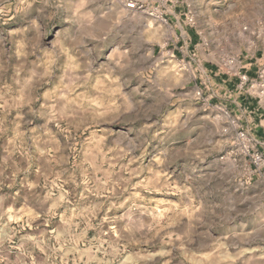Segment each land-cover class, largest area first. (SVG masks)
Instances as JSON below:
<instances>
[{"label": "clouds", "instance_id": "9594fccd", "mask_svg": "<svg viewBox=\"0 0 264 264\" xmlns=\"http://www.w3.org/2000/svg\"><path fill=\"white\" fill-rule=\"evenodd\" d=\"M0 264H264V0H0Z\"/></svg>", "mask_w": 264, "mask_h": 264}, {"label": "crops", "instance_id": "0c3cea01", "mask_svg": "<svg viewBox=\"0 0 264 264\" xmlns=\"http://www.w3.org/2000/svg\"><path fill=\"white\" fill-rule=\"evenodd\" d=\"M196 37H193V43H192V45L190 46V48H189V50H193V48H194V45H195V42H196ZM205 68H209V66L208 65H205ZM211 70V69H210Z\"/></svg>", "mask_w": 264, "mask_h": 264}, {"label": "rangeland", "instance_id": "374dc122", "mask_svg": "<svg viewBox=\"0 0 264 264\" xmlns=\"http://www.w3.org/2000/svg\"><path fill=\"white\" fill-rule=\"evenodd\" d=\"M193 50H194V48H193Z\"/></svg>", "mask_w": 264, "mask_h": 264}]
</instances>
